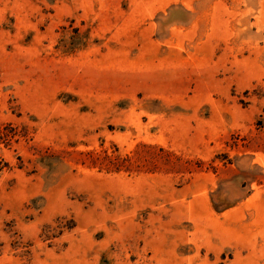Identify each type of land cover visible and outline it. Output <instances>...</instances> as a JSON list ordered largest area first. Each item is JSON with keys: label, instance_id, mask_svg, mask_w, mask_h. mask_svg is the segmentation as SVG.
Listing matches in <instances>:
<instances>
[{"label": "rangeland", "instance_id": "1", "mask_svg": "<svg viewBox=\"0 0 264 264\" xmlns=\"http://www.w3.org/2000/svg\"><path fill=\"white\" fill-rule=\"evenodd\" d=\"M0 264H264V0H0Z\"/></svg>", "mask_w": 264, "mask_h": 264}]
</instances>
